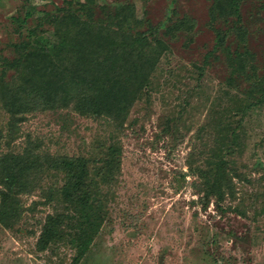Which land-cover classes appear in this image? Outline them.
<instances>
[{
    "label": "rangeland",
    "instance_id": "1",
    "mask_svg": "<svg viewBox=\"0 0 264 264\" xmlns=\"http://www.w3.org/2000/svg\"><path fill=\"white\" fill-rule=\"evenodd\" d=\"M216 1L0 0V158H41L12 198L0 195L11 212L0 221V264H264V0H240L236 14H213ZM83 23L96 24L94 37L79 39ZM125 34L166 49L119 121L73 106L11 112L24 75L44 72L12 67L34 46L54 63L83 62L88 40L102 55ZM116 144L121 166L110 169L103 159ZM63 156L88 161L75 203L51 162ZM217 177L223 188H208ZM62 214L67 234L40 241L48 217ZM70 226L88 230L78 260Z\"/></svg>",
    "mask_w": 264,
    "mask_h": 264
},
{
    "label": "trees",
    "instance_id": "2",
    "mask_svg": "<svg viewBox=\"0 0 264 264\" xmlns=\"http://www.w3.org/2000/svg\"><path fill=\"white\" fill-rule=\"evenodd\" d=\"M239 3L240 0H217L212 12L215 14V11L228 8L229 13L236 14ZM26 16L29 17L30 13L27 12ZM83 24L78 32L79 36L77 35L79 39L86 40L88 37H94L96 24ZM216 35L219 47L223 43L224 35L221 31H218ZM88 41L91 45H88V52L84 55L86 60L83 62L76 55L65 56L55 63L51 62L50 52L43 44L34 46L31 52L12 62V67L42 69L44 72L36 75V78L41 79L24 75V80L13 91L11 112L25 114L35 110L73 106L82 115L105 116L116 122L123 113H128L139 94L148 87L152 73L166 49L163 41L151 39L145 34L137 37L125 34L121 39L113 37L107 42L108 47L111 48L102 55L98 51L104 45L93 40ZM41 59L43 64H40ZM44 65L46 69L42 68ZM112 69L119 70L109 74ZM123 76H127L128 82H123ZM131 85L134 86L132 90L129 89ZM260 101L264 104V99ZM120 154L119 145L111 146L103 159L105 167L119 168ZM39 158L38 155L29 153L13 155L11 159L5 156L0 158V185L5 189L0 191V195H3L4 201L12 198L11 194L18 186L17 183H20V179H23V173L30 171L34 173L40 170ZM51 162L55 169L65 173L66 202L79 201L80 197L76 191L82 187L89 176L88 161L83 157L63 156ZM224 182L221 177H217L208 181L207 187L222 189ZM10 215L11 212L0 209V221H5V216L10 217ZM69 220V217L64 214L49 216L40 241L49 243L62 238L66 231L61 227ZM69 228L73 230L70 237L76 242L78 249L76 260H78L87 249L88 230L86 231L84 227L80 229V227L70 226Z\"/></svg>",
    "mask_w": 264,
    "mask_h": 264
}]
</instances>
